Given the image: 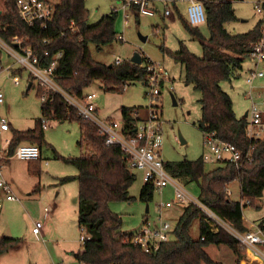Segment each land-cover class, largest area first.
Wrapping results in <instances>:
<instances>
[{
  "label": "trees",
  "instance_id": "trees-1",
  "mask_svg": "<svg viewBox=\"0 0 264 264\" xmlns=\"http://www.w3.org/2000/svg\"><path fill=\"white\" fill-rule=\"evenodd\" d=\"M50 3L49 0H43ZM85 0H57L52 4L54 12L46 29L39 25L28 26L18 15L16 0H0V38L14 45V40L29 46L40 60L42 67L48 66L58 53L54 69L55 83L68 95L83 99L84 90L94 82H100L107 91L123 92L130 82H145L147 72L143 66L129 61L119 65H105L92 60L89 45L99 50L115 40L116 13L103 16L97 23L87 22ZM117 1V0H115ZM206 13V39L200 26L193 27L184 22L185 29L198 38L203 50L202 57H196L184 46L179 51H167L183 67L184 79L201 94L202 109L198 128L213 133L221 141L233 145L242 155L240 168L228 162L218 163L205 171L201 158L195 161L164 162L166 173L184 184L195 183L199 188V201L223 221L239 232L247 231L243 223L245 202L258 206L264 192V137L250 140L246 136L247 117L237 118L230 97L221 89L220 82L235 78L236 72L248 60L254 44L261 36L262 19L256 27L246 33L231 34L227 25L237 20L233 2L238 0H201ZM174 11L178 12L176 6ZM138 19V16L135 15ZM74 28V31H72ZM47 42L48 44H46ZM45 51L48 55L45 56ZM1 59V51H0ZM16 73V72H15ZM20 73V70L17 71ZM30 80L31 77H30ZM32 84L29 89H31ZM39 97L46 94L47 100L41 105L43 119L56 121H77L80 129V148L83 156L68 159L78 174L77 223L88 237L81 251L73 254L79 264H212L205 248L210 245H225L237 261L257 264L238 242L226 231L220 229L213 234L209 231L205 215L193 204L183 206L172 239L162 243L150 254L132 245L127 239L130 234L120 231L121 218L109 209L110 202L130 201L129 189L134 175L127 167L124 154L119 146H106L105 137L91 122L83 119L77 111L66 104L57 94L44 92L38 87ZM154 108L153 105L150 106ZM143 107L121 108L122 129L127 135L134 133L133 125ZM145 109L148 110L146 107ZM42 121L35 130L14 132L11 138L12 150L21 143L36 145L40 149L43 141ZM39 162L29 161L28 164ZM33 174L34 168L29 167ZM72 178H63L68 181ZM237 181L241 202L230 199L228 186ZM38 188H36L37 190ZM155 188L143 184L139 199L144 203L152 200ZM197 223V237L193 238L192 228ZM264 230L263 224H259ZM17 243L14 238H0V256ZM244 251V252H242Z\"/></svg>",
  "mask_w": 264,
  "mask_h": 264
},
{
  "label": "rangeland",
  "instance_id": "rangeland-1",
  "mask_svg": "<svg viewBox=\"0 0 264 264\" xmlns=\"http://www.w3.org/2000/svg\"><path fill=\"white\" fill-rule=\"evenodd\" d=\"M49 1L51 4L57 2V0ZM177 5H180L178 12L172 11L168 17L162 16L165 7L162 2H155L158 12L154 17L139 16L136 19L128 12V18L124 19L123 11L119 10L115 14V37L121 35L123 41L115 38L99 50L95 45H89L91 58L96 63L109 66L116 58L129 61L135 53H139L141 57L161 64L168 72L169 81L163 86L157 99L152 102L153 106L158 107L162 120L166 124L160 151L164 162L195 161L206 151L203 133L197 125L202 117L199 103L201 94L192 84L185 81L182 65L167 52L174 53L184 46L196 57L203 56L200 41L184 27V22L188 23L185 3L179 2ZM84 6L88 13L87 22L93 25L103 16L111 13L113 7L117 6V2L115 0H85ZM166 7L169 8L167 5ZM233 9L237 20L227 25L231 34L246 33L256 27L260 19L248 0L234 1ZM200 27V32L207 39L209 32L206 24ZM142 37L145 40H142ZM0 66L2 67L0 91L4 97V103L0 105V117L7 118L10 123V131L4 133L2 137L12 138L14 132L35 130L38 122L43 121L42 101L37 83L30 80L29 73L16 65L5 51L1 52ZM259 67L264 71V63ZM252 68L253 62L246 60L242 68L236 72L235 78L220 82L221 89L232 101L237 118L243 117L250 106L246 77ZM19 70L20 73H17ZM14 79L18 81L17 85ZM259 80L264 87V78ZM30 82L32 87L27 90ZM128 84L123 92H119L107 91L100 82H94L84 90V93L96 95L94 102L98 106L99 117L121 121L122 107L145 108L150 105L149 99L145 96L146 88L141 83ZM146 113L147 109L141 111V115ZM45 120L48 128L43 130L44 137L40 145L42 160L31 164L23 160H13L10 172L7 174L18 187V189L14 188V191L21 206L20 211L13 215L14 225L11 224L16 230L17 236L14 238H18L19 242L17 240L15 249H9L4 255L8 258L7 261L11 257L9 264H13L14 259H18V264H46L45 259H48L50 263L77 264L73 253L82 249L81 231L77 223L79 184L73 179L77 176L78 170L67 162L68 159L79 158L86 152L79 145L81 139L79 123L74 120L61 122L47 118ZM179 136L185 141L184 144L180 143ZM216 165L206 164L204 170L210 171ZM30 166L34 168L33 174L29 170ZM132 174L134 181L129 189L131 200L113 201L109 204L111 212L121 218L120 231L129 234L141 228L145 219L158 221V217L169 222L173 230L185 204L173 203L171 208L159 206L175 197V191L168 185L156 190L150 202L140 201V189L144 184L143 173L132 170ZM67 177L72 179L62 180ZM176 181L192 197H199V188L195 183L186 185L179 180ZM229 192L232 201L243 203L239 184L236 181L229 185ZM28 194L30 196H27ZM257 205L246 204L243 208V219L248 226L250 223L264 221V202ZM147 207L148 213H146ZM36 221L41 222L43 226L41 230L43 236L32 234V224ZM46 230H49V233L44 235ZM192 236L197 237L196 222L192 228ZM205 252L212 264H244L241 261L243 258L237 261L235 254L225 245H210L205 248ZM246 254L249 255V253H243V255Z\"/></svg>",
  "mask_w": 264,
  "mask_h": 264
},
{
  "label": "built area",
  "instance_id": "built-area-1",
  "mask_svg": "<svg viewBox=\"0 0 264 264\" xmlns=\"http://www.w3.org/2000/svg\"><path fill=\"white\" fill-rule=\"evenodd\" d=\"M254 8L255 13L262 19L261 36L254 44L248 60L253 62V68L247 73L246 83L249 88L250 106L247 114L246 136L250 140H258L264 137V97L258 98L254 94L257 93L255 82L264 78V71L260 69V65L264 63V0H248ZM117 6H114L112 13L122 10L124 19H127L130 12L145 17H154L157 14V6L155 2L164 3L163 17H168L172 13L174 7L179 2L185 3L188 24L198 27L205 24L206 13L201 0H117ZM18 15L21 20L32 27L36 24L42 29H46L52 19L54 12L51 3L43 0H16ZM166 5L169 7L167 8ZM1 14V10H0ZM74 31V28H72ZM116 40L123 41V37L118 35ZM48 44L47 42H45ZM0 51H5L22 70L29 73L37 86L44 92L57 94L63 100L74 108L78 115L83 119L91 122L98 128L101 135L105 137L106 146H119L124 154L127 167L132 170H139L143 173L144 184H150L155 190H160L166 185L173 188L175 197L171 201H167L159 206L161 208H171L173 203L177 204H193L204 215L208 224L209 231L213 234L220 229L228 232L240 245V247L249 253L257 264H264V230L260 227L253 226L251 230L239 232L223 221L214 212L204 206L198 198L192 197L185 188L169 176L164 169V161L161 159V147L164 140L165 122L162 120L161 112L158 107L151 108L152 102L160 95L163 86L168 79V72L164 67L143 58V66L147 72L145 82H140L145 88V96L149 99L150 105L147 114L143 118H137L133 125L134 133L127 135L122 129V123L113 119H103L97 114V106L94 102L95 94H86L83 99H76L65 93L54 81V69L58 58V53L53 57L48 66L42 67L40 60L35 55L31 47L23 46L22 41L14 40V45L7 44L0 38ZM45 56L48 52L45 51ZM116 58L113 65L122 63ZM2 67L0 66V71ZM12 71L11 69H8ZM17 85L18 81L14 79ZM257 98L258 100H256ZM47 100L46 94L42 95V103ZM4 103L3 94L0 91V105ZM137 115L136 113L134 114ZM42 127H48L45 119H42ZM10 131V123L7 118L0 117V210L4 201L14 202L17 197L13 193L11 186L7 183L3 175V167L5 163L12 159H20L25 161L40 160V149L33 144L21 143L13 150L11 148V138H3L2 135ZM204 136V147L206 151L201 156L204 164L214 165L222 162H228L234 165L236 169L240 168L242 159L241 153L231 144L221 141L213 136V133L202 131ZM249 204V202H246ZM41 222H34L33 233L41 234ZM81 231V230H80ZM129 242L139 247L144 253L150 254L156 252L162 243H166L172 239V227L169 222L161 217L158 221L145 219L144 225L129 233ZM88 237L81 231L80 242L83 246ZM49 264H65L63 262ZM83 264V263H81Z\"/></svg>",
  "mask_w": 264,
  "mask_h": 264
},
{
  "label": "crops",
  "instance_id": "crops-1",
  "mask_svg": "<svg viewBox=\"0 0 264 264\" xmlns=\"http://www.w3.org/2000/svg\"><path fill=\"white\" fill-rule=\"evenodd\" d=\"M180 5H182V4H180ZM179 5V6H180ZM179 6L178 5H176V8H177V10L179 9ZM173 12H174V9H173ZM165 27H167V26H165ZM201 28V27H200ZM255 86H256V88H257V93L255 94L256 95V97L258 98L259 96H262V97H264V87H262V85H261V80H257L256 82H255ZM261 87V88H260ZM95 98H97V97H95ZM96 104V103H95ZM97 106V105H96ZM146 108V107H145ZM144 108V109H145ZM248 109H249V107H248ZM248 109H247V111H245V113H244V117H247V116H245L246 114H248ZM142 111V110H141ZM141 111L137 114V118H143V117H145L146 115H141ZM97 114H99V109H98V106H97ZM147 114V113H146ZM104 118V117H103ZM105 118H108V117H105ZM109 119V118H108ZM117 122H120L121 123V121H117ZM48 128V127H47ZM13 160H16V159H12V160H9V161H7L6 163H5V165H4V167H3V175H4V178H5V180L7 181V183L11 186V188H12V190H13V193L15 194V191H14V188H17L18 189V187L13 183L14 181H12V179H10L9 177H8V173L10 172V166H11V163H12V161ZM18 160H20V159H18ZM40 160H42V155H41V150H40ZM39 160V161H40ZM23 161H25V160H23ZM27 163H29L28 161H27ZM237 182V181H236ZM238 183V182H237ZM184 184V183H183ZM231 184V183H230ZM229 184V185H230ZM239 184V183H238ZM239 190H240V187H239ZM228 194H229V196H230V192H229V186H228ZM16 195V194H15ZM0 196H1V194H0ZM27 196H30L29 194L27 195ZM263 202H264V192H263V197H262V201L259 203V205L260 204H263ZM19 200H17V201H14V202H9V201H4L3 202V204H2V208H1V210H0V238H14V236H17L16 235V230H15V226L13 227V226H11V224L13 223V215L16 213V212H18V211H20V207L21 206H19ZM247 204V203H246ZM243 223H244V226L247 228V230H251V229H253L255 226H257V227H260V223H250V226H248L247 224H245V219H243ZM261 223L263 224V227H264V221H261ZM33 224H34V222H33ZM32 224V230H33V228H34V225ZM13 225H14V223H13ZM171 225V224H170ZM254 226V227H253ZM42 228H43V226H42ZM261 228V227H260ZM42 230V229H41ZM49 233V230H46L45 232H44V235H47ZM32 234L33 235H37V234H34L33 233V231H32ZM39 235H41V236H43V232H41V234H39ZM15 239V238H14ZM17 240H18V242H19V239L18 238H16ZM18 242L14 245V246H12L10 249H15V246L18 244ZM81 251V250H80ZM6 253H8V250L5 252V253H3L1 256H0V264H9V262H10V260H11V257L9 258V261H7V257L6 256H4ZM74 254V253H73ZM3 257V258H2ZM242 262H243V260H241ZM45 262H46V264H49L50 262H48V259H45ZM77 263V262H76ZM13 264H18V259H14L13 260ZM77 264H79V263H77ZM244 264H250L249 262H244Z\"/></svg>",
  "mask_w": 264,
  "mask_h": 264
},
{
  "label": "water",
  "instance_id": "water-1",
  "mask_svg": "<svg viewBox=\"0 0 264 264\" xmlns=\"http://www.w3.org/2000/svg\"><path fill=\"white\" fill-rule=\"evenodd\" d=\"M141 39L142 40H145L144 37H142ZM130 62H132L134 64H137V65H140L142 63V57H141V55L139 53H135L132 56V58L130 59ZM31 84H32L31 82L28 84L27 90H29ZM174 104H175V102H174ZM245 116H247V114ZM179 140H180V143L181 144H184L185 143V141L182 139L181 136H179ZM146 213H148V207L146 208Z\"/></svg>",
  "mask_w": 264,
  "mask_h": 264
}]
</instances>
